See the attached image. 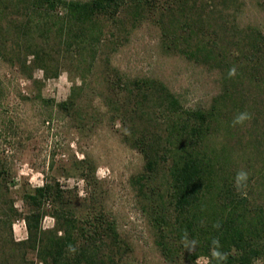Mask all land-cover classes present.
<instances>
[{
  "label": "trees",
  "instance_id": "16d2710c",
  "mask_svg": "<svg viewBox=\"0 0 264 264\" xmlns=\"http://www.w3.org/2000/svg\"><path fill=\"white\" fill-rule=\"evenodd\" d=\"M229 1L0 0V26L17 24L16 48L22 59L16 64L28 79L38 70L56 77L67 58L93 67L102 42L110 36L120 40V25L131 24L134 30L151 19L161 30L167 52L226 70L223 92L208 108L185 107L164 82L148 77L131 80L113 105L114 119L135 118L125 134L145 162L135 184L147 201L156 245L167 264H195L202 257L209 264H264V170L254 179L248 176L238 189L239 158L231 152L232 140L243 138L232 125L240 111L230 110L237 105L235 92L242 77L229 78L228 71L243 66L242 59H234L237 53L231 51L216 55V43H209L204 34L206 9L217 3L226 7ZM194 33L200 34L196 43L189 40ZM244 44L238 40L237 47ZM69 103L72 100L61 106ZM218 135L225 143L217 142ZM8 174L0 159V198L9 209L0 220V264H121L124 244L114 222L102 214L93 222L78 218L59 183L23 189L22 213L3 183ZM47 214L55 220L51 230L43 227ZM19 217L27 229L21 241L13 231ZM214 239L219 241L217 250L227 254L225 260L212 258ZM106 241L110 252L101 249ZM192 241L196 244L190 250ZM30 254L37 262L30 261Z\"/></svg>",
  "mask_w": 264,
  "mask_h": 264
},
{
  "label": "rangeland",
  "instance_id": "374dc122",
  "mask_svg": "<svg viewBox=\"0 0 264 264\" xmlns=\"http://www.w3.org/2000/svg\"><path fill=\"white\" fill-rule=\"evenodd\" d=\"M229 2L206 9L203 33L209 43H216V55L231 51L237 53L234 59H242L234 76L242 77L236 87L239 94L235 92L237 105L230 110L248 112L251 119L235 126L243 138L232 140L231 152L236 151L240 170L254 179L264 170V0ZM9 24L0 26V159L9 172L3 183L11 189L16 207L26 212L23 189L59 183L78 218L93 222L102 214L115 223L124 244L119 263L167 264L156 245L147 201L135 184L145 164L125 138L135 118L114 119L113 105L131 80L148 77L164 82L185 107L208 108L223 92L226 70L167 52L161 30L151 19L134 30L131 24L120 25V40H104L93 67L67 58L56 77L38 70L32 80L16 64L22 59L16 48L17 24ZM199 37L194 33L189 40L196 43ZM238 40L245 43L243 48L237 47ZM69 100L73 104L61 106ZM218 136L217 142L225 143L224 136ZM162 177L159 173L158 180ZM8 211L0 198V220ZM54 226L47 214L44 229ZM13 231L16 240L27 238L21 217ZM100 245L110 252V242ZM29 259L37 262L35 254Z\"/></svg>",
  "mask_w": 264,
  "mask_h": 264
},
{
  "label": "clouds",
  "instance_id": "9594fccd",
  "mask_svg": "<svg viewBox=\"0 0 264 264\" xmlns=\"http://www.w3.org/2000/svg\"><path fill=\"white\" fill-rule=\"evenodd\" d=\"M236 74H237V71H236V67L235 66H233L232 68L229 69V71H228L229 78L234 77ZM250 119H251V114L250 113L241 112V113H238L237 116L233 119L232 125L236 126L237 124H243L245 121L250 120ZM99 175H101V176L104 175L103 170H101L99 172ZM247 179H248V173L246 171L241 170V171L237 172L236 178H235L237 188L240 189L244 185V183L247 181ZM80 195L83 196L84 193L81 192ZM243 195H246V193H243ZM46 220H49V222L52 223V221H50V218L46 217ZM48 226H49L48 224L45 225V227H48ZM59 235L62 236L63 233L61 232V233H59ZM195 244H196V241H192L193 248L190 249V250L194 249ZM213 244L216 247L211 250L212 258H215V259H218V260H225L227 258V254H222L221 252H219L217 250L218 247H219V241L214 239L213 240ZM70 251L74 252L75 249L71 248V246H70ZM196 264H209V261H208L207 258H198L197 261H196Z\"/></svg>",
  "mask_w": 264,
  "mask_h": 264
}]
</instances>
